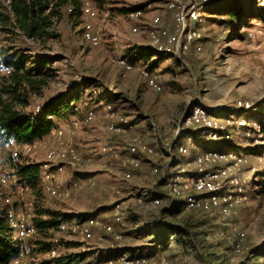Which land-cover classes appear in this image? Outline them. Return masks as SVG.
I'll return each instance as SVG.
<instances>
[{
  "label": "rangeland",
  "instance_id": "1",
  "mask_svg": "<svg viewBox=\"0 0 264 264\" xmlns=\"http://www.w3.org/2000/svg\"><path fill=\"white\" fill-rule=\"evenodd\" d=\"M90 1L99 14L94 22L95 31L101 39L98 47H92L85 41L81 28L75 27V23L72 24L65 14L54 26L59 37L46 44L0 32V60L5 55L14 56L20 61L25 60L29 67L30 62L47 58L56 70V78L42 96L31 97L30 105L22 109L25 114H37V109L46 102L82 86L77 91L80 102L76 104L74 113L79 121L83 120L88 110H93L97 116L94 124H82L77 131L90 133L93 139L89 142L85 143L84 139L77 141L78 133L71 130L70 135L75 137L71 144L81 155V168L68 166L60 179L61 192L69 196L54 199L44 194L42 204L47 208L59 204L57 207H61V210L73 213L86 210L88 216L111 224L114 223L116 206L128 201L120 208L124 227L114 224L116 231L123 234L122 241H115L99 229L95 239L89 243L81 242L80 238L70 241L62 234L56 236L59 244L65 252H89L91 255L84 264H103L101 259L110 254L109 250L120 246H129L125 250L132 251L133 255L155 257L156 264H203L201 256L208 253L207 244L223 240L228 251L226 257L220 260L221 264H264V184H259L264 181V134L261 132L264 125V0H210L199 10L202 12L201 22L186 24L187 29L199 37L193 43L184 44L180 39L177 49V44L171 46L165 38L162 39L156 51H149L140 60L147 67L156 63L154 71L162 87L160 92L150 89L138 70L123 77L124 72L116 62L121 58L135 60L133 56L140 48L153 50L143 25L155 12L159 13L168 0ZM226 6L241 9L238 22H229L223 10ZM133 8H139L143 16L130 18ZM157 16L160 17V29L171 31L172 23L164 25L162 16ZM136 28L141 30L140 33L134 32ZM9 74L10 69L2 66L0 77ZM238 102L248 103L250 111L244 113L235 109ZM106 103L112 104L130 120L133 126L130 136L145 137L156 127V167L159 170L156 173V186L163 188V192L156 191V195L167 196L171 193L170 181L163 179L166 173L179 176L180 181L191 176L195 171L192 159L195 160L205 151L216 153L217 157L204 169L209 172L224 171V179L220 183L222 194L240 192L244 200L232 205L227 214L219 207L190 211L181 206L185 204H181L179 199H176L175 213L163 214L162 208L158 209L157 214L146 210L147 205L138 204L137 199L141 197L140 187L148 174L147 166H144V174L135 177L138 183L134 181L127 186L122 180L126 172L118 169L116 163L104 166L109 158L104 159L100 155L103 147L112 149L127 145L121 137L107 132V121L102 117ZM197 107L206 109L219 122L218 125L223 126L228 118L233 120L243 115L242 118L247 121L244 126L248 127L241 124L236 129V125L230 127L229 138L225 140L233 148L220 147L211 139L209 132H202L198 139L189 135L186 142L179 143L183 131L201 133L199 128L195 129L187 122L190 111ZM182 146L188 150L185 157L178 152ZM170 147H174V151L171 148L168 155L166 150ZM40 148L37 146L31 151ZM91 149L92 159L85 155ZM0 150L4 168L10 174L13 163L25 162L31 155L21 146L17 149L18 157L13 159L11 143L3 136H0ZM174 156L180 157L179 163ZM71 180H75V184ZM19 185L12 186L6 195L10 203L6 202L5 197L0 198V209H12L24 214L30 203L35 209V196L31 189L20 191L22 185ZM77 191L89 198H96L74 200L73 194ZM202 213L213 216L207 217ZM215 213L224 218L215 216ZM186 221L190 232L186 233L185 242L174 240L171 241L174 244L172 247L168 244L158 250L152 247L156 250L151 253H145L147 247L139 248L147 244L146 240L151 238L154 231L162 233L167 227H184ZM214 231L220 235L208 236ZM177 234L181 235L179 231ZM38 239L36 235L27 242L33 251L28 260H35V264L44 260V255L34 251ZM76 244H80L81 248L75 249ZM218 254L223 252L218 251Z\"/></svg>",
  "mask_w": 264,
  "mask_h": 264
},
{
  "label": "trees",
  "instance_id": "2",
  "mask_svg": "<svg viewBox=\"0 0 264 264\" xmlns=\"http://www.w3.org/2000/svg\"><path fill=\"white\" fill-rule=\"evenodd\" d=\"M138 9L133 8L131 11H139ZM223 10L226 11L225 13L229 22L236 23L239 21L241 9L235 10L226 6ZM64 14L68 16L72 24L75 23V27H82L81 0H0V32L17 34L26 40L38 44H46L59 37L54 31V26L62 20ZM149 51L154 50L140 49L133 56L135 60L132 62L140 60L143 56L146 57ZM156 54L159 55L157 52ZM27 64L25 60L20 61L16 57L8 55H5L0 60V69L2 66L10 69L8 76L0 77V136H3L9 143L15 142L20 145H28L48 136L54 128V122L48 119L50 116L59 118L62 114H75L76 104L80 102V95L77 94V91L82 87L80 86L70 91L65 96H59L46 102L40 107L37 114H25L22 109L30 105V98L33 96L41 97L44 90L56 78V70L52 68L53 63L47 58H41L38 62H30L29 67H27ZM155 64H152L148 69L154 70ZM248 111L250 110L242 112ZM242 116L233 118L232 125H236L235 129L238 127L236 122L244 120ZM231 126L227 128V134ZM261 132L264 134V125ZM182 134L183 138L179 140V143L186 142V138L189 135H192L196 139L201 136L200 132L194 131H183ZM215 134L217 135L215 142L220 147H234L225 140L222 132H216ZM171 148L174 151V147ZM175 159L179 163L180 157L176 156ZM40 167L41 164L26 162H16L11 165L12 172L17 177L18 183L29 187L35 196V217L33 224L37 229L39 239L35 243L34 251L39 255H44L50 250L51 238L54 236L60 223L70 220L73 215L51 210L42 204L43 201L41 199L44 193L39 179ZM259 184H264V181L259 182ZM160 210L163 214L166 212L175 213L177 211L176 205L171 206L169 209L162 208ZM204 215L207 217L213 216ZM214 215L223 217L219 213H215ZM77 216L79 218L88 217V215ZM177 231L181 234L180 236L177 234ZM187 232H190L188 221H186L184 227H167L162 233H159L160 235L163 234V238L157 240L154 245L164 247L171 244L170 237L172 235L177 236L174 242H185ZM210 235L217 237L220 233L214 231L208 234V236ZM207 245L208 253L202 254V263L221 264L220 260L226 257L228 251L223 240H215V242ZM74 248L78 250L81 246L80 244H76ZM218 251H222L223 254H218ZM109 253L108 256L110 257L119 256L124 253H128L131 256H139L133 255L132 251L125 249H116L109 251ZM18 254L19 251L15 246L13 230L8 222L7 211L0 209V264H7V262L16 258ZM90 255L89 252H66L58 258L42 260L38 264H84Z\"/></svg>",
  "mask_w": 264,
  "mask_h": 264
},
{
  "label": "built area",
  "instance_id": "3",
  "mask_svg": "<svg viewBox=\"0 0 264 264\" xmlns=\"http://www.w3.org/2000/svg\"><path fill=\"white\" fill-rule=\"evenodd\" d=\"M181 1V0H180ZM82 2V33L83 38L92 47H98L100 45V36L95 31L94 22L97 20L99 14L90 0H81ZM190 3H194L195 0H190ZM193 14V13H192ZM143 16L142 11H134L129 14L130 18H140ZM182 21V20H181ZM181 21H178L180 23ZM143 30H146L150 47L156 51V15L144 25ZM140 29L136 28L134 32L140 33ZM181 34V32H180ZM179 42V41H178ZM177 42V49H178ZM118 68L123 70V77L138 70L141 76L147 80L150 89L156 91V73L154 70H149L147 66L141 62H132L126 58H121L116 62ZM40 108L37 109L39 112ZM96 113L93 110H88L85 114V121L88 124H94L96 121ZM104 118L107 121L106 130L109 134L121 137L126 145V153L111 149L110 147H103L100 150V155L108 157L104 166L108 164L116 163L120 169L125 173L127 178L131 177V172L139 170L142 167L141 157H146L150 166V175L153 179L152 186L148 189L142 198L138 200V204L147 205L148 209L156 212V127H153V143L148 142L140 135L130 136V131L133 129L130 120L123 116L117 109L110 103L104 104ZM49 120L54 122V128L51 131L53 135V141L46 148L44 160L40 163V175L43 193L54 199L66 198L69 194L61 192L60 179L65 174L68 166H77L81 168V155L78 149L68 142L65 138V132L61 127H58L57 118L50 116ZM49 134V135H50ZM25 147V149L31 151L36 149L40 144L34 145H20L12 142V158L18 157L17 149L19 147ZM13 182L15 184H13ZM17 186V177L4 168V159L0 150V198L5 197L6 202L10 203L9 198L6 197L8 192L12 190V186ZM20 186V185H19ZM30 190L29 187L21 186L20 191ZM121 205H117L114 214V223L107 224L104 221H100L99 218L94 216H88L86 218H79L73 216L70 220L61 222L55 236L51 240L50 250L44 254V260H52L65 254V250L59 244L57 235H66L70 241L80 238L81 242L89 243L96 237L97 230L101 229L105 234L110 235L115 241H122L123 234L117 232L114 228V224L122 223V214L120 211ZM35 209L32 203L26 207V213L20 214L15 210L7 211V218L10 227L13 230L15 246L19 251L16 258L7 262V264H35V260H28L29 256L33 254L32 248L27 246V242L37 235V229L34 227L33 219L35 217ZM156 242V231L153 232L151 238L148 239L147 245H154ZM116 250L111 248L109 251ZM103 264H156V258H150L145 256H131L128 253L121 254L115 257L106 256L102 258Z\"/></svg>",
  "mask_w": 264,
  "mask_h": 264
},
{
  "label": "bare ground",
  "instance_id": "4",
  "mask_svg": "<svg viewBox=\"0 0 264 264\" xmlns=\"http://www.w3.org/2000/svg\"><path fill=\"white\" fill-rule=\"evenodd\" d=\"M209 1L210 0H195L193 9V3H190V0H168L166 6L171 13L172 29L171 31H162L160 29V17H156V46H158L160 41L164 38L171 46L176 45L180 39H183L184 44H191L197 38H199L195 32L187 29L186 24L190 22L192 24H199L201 22L200 18L202 17V12H200L199 10L201 6L203 8ZM178 21L181 22L178 23ZM198 50L201 51V48L198 47ZM161 90L162 87L156 75V92H160ZM249 108L250 105L243 102H238L235 106V109H237L238 111L248 110ZM187 122L195 126V129L199 128L201 130V134L202 132H209L211 139L214 140H217V135L215 133L222 132L221 130H223L225 139H228V124H233L232 119L229 120L228 118L226 121L227 126L218 125L219 122L215 118H212L210 116V113L206 109L201 107L194 108L190 111ZM246 122L247 121L243 120L236 123L237 125L241 124L244 126ZM170 150L171 147L166 150V154L168 153L169 155ZM178 152L183 157L188 154V150L183 146L178 149ZM169 157H171V155ZM216 157V153H207L205 151L201 152L200 155H197L195 157V160L192 159L193 165L195 167L194 173L189 177H184L182 181H180L179 176H174L172 174L166 173L165 176H163V179H168L170 181L169 187L171 189V193L167 196L156 195L157 210L160 208H170L171 206L176 205V199H179L181 201V204H185L186 209L190 211H194L200 208L203 209L210 207H219L222 208L223 213L227 214L229 208L232 207V205L239 202L241 203L244 199L241 194H239L240 192H228L222 194V185L220 183L224 179V171L209 172L204 169V167L208 163L214 161ZM158 171L159 170L156 167V173H158ZM235 183L238 184L237 181H235ZM162 238L163 234L160 235L157 232L156 241L161 240ZM176 239L177 236L175 235H172L170 237V241H174ZM164 261L168 262L165 259Z\"/></svg>",
  "mask_w": 264,
  "mask_h": 264
},
{
  "label": "crops",
  "instance_id": "5",
  "mask_svg": "<svg viewBox=\"0 0 264 264\" xmlns=\"http://www.w3.org/2000/svg\"><path fill=\"white\" fill-rule=\"evenodd\" d=\"M159 13H157L156 14V12H155V14L151 17V18H149V19H147L146 20V22H149L155 15H158V14H160L161 16H162V22H163V24L164 25H171V23H172V18H171V13L167 10V8H166V6H164V8H162V10H160V11H158ZM96 21V20H95ZM141 49V48H140ZM139 49V50H140ZM143 49V48H142ZM141 60V59H140ZM140 60H138L137 62H141L142 63V61H140ZM51 101V100H50ZM102 117H104V109H103V116ZM97 119V118H96ZM57 123H58V127H61L63 130H64V132H65V138H66V140L68 141V142H70V143H72L73 142V140L75 139V137H72L70 134H71V130H75L74 132H76V133H78L77 131L81 128V126L80 125H82V124H86V125H92V124H88V123H86V121H85V114H84V116H83V120L82 121H79L78 119H77V117H76V114H71V113H66V114H62L59 118H57ZM153 132L152 131H150V132H148V135H146L145 137L143 136V135H141L145 140H147L148 142H150V143H153ZM91 136L92 135H90V133H88V132H86V133H83V132H80V133H78L77 134V141H79V140H81V139H84V141H85V143H87V142H89L90 140H92L93 138H91ZM53 135H48V136H46V137H44L43 139H41V140H36V141H34V142H32L30 145L32 146V145H34V146H36V145H38V144H40L41 146V148H40V150H34V151H30L31 152V155L29 156L30 158H28L25 162L26 163H38V164H40L43 160H44V157H45V151H46V148L51 144V142L53 141ZM78 145H80L81 146V144L79 143ZM88 146V145H87ZM113 148V147H112ZM115 148H117V147H114L113 149L114 150H117V151H119V152H121L122 154H125L126 153V146H124V147H121V148H117V149H115ZM93 154V150L91 149V150H89L87 153H85V155H87L90 159H92V155ZM95 155V154H94ZM103 157V156H102ZM106 158H108V157H104V159H106ZM30 159H32V161H29ZM141 160H142V167L139 169V170H136V171H133V172H131V177L130 178H127V177H125L124 176V178L122 179L124 182H125V186H127L128 184H132V182H136L137 181V183H138V180H135V177L138 175V174H144L145 173V168H144V166L146 167L147 166V168H146V174H147V176H145L144 177V185H142L141 187H140V194H141V197L140 198H142L143 197V195L145 194V192L148 190V189H150V187L152 186V181H153V179H152V177H151V175H150V166H149V162H148V159L146 158V157H141ZM117 167H118V169H120V167H119V165L117 164ZM86 173H91L90 171L88 172H86ZM140 181H141V179H140ZM143 182V181H142ZM71 183L72 184H75V180L74 181H72L71 180ZM156 191L157 192H163V188L161 187V186H156ZM74 196H73V198H74V200H79V199H81V200H83V199H85V200H87V201H89L90 199H95L96 197L94 196V197H90L89 198V196L88 195H86V194H84V193H82V192H75L74 194H73ZM139 198V199H140ZM139 199H137V203H138V200ZM56 201H58V200H56ZM126 203H128V201H126V202H123L122 203V205H125ZM57 205H59V204H56V205H54L52 208H50L51 210H54V211H62V212H65V213H67V214H69V215H87V214H89V212L88 211H86V210H80V211H78V212H76V213H73V212H70V211H65V210H61V207H57ZM140 207H141V205H140ZM147 207V206H146ZM146 210H148V211H154V210H151V209H148V207H147V209ZM155 212V211H154ZM145 213V212H144ZM158 213V210L156 209V214ZM119 225H122L123 227H124V225L125 224H119ZM148 242V239L146 240V243ZM172 245H174V244H169V247H172ZM129 246H120V247H118V249H126V248H128ZM140 247H147V250H145V253H151V252H153L154 250H156L157 248L158 249H160L161 248V246H156V245H150V246H147V244L145 245H143V246H139V248ZM152 247H155L156 249H151ZM157 249V250H158ZM136 255H139V254H136Z\"/></svg>",
  "mask_w": 264,
  "mask_h": 264
}]
</instances>
